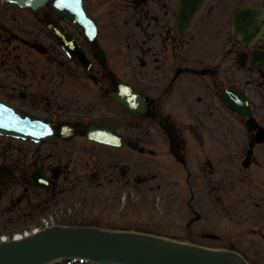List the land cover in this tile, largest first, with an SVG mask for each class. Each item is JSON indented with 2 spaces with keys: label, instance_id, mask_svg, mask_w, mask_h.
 <instances>
[{
  "label": "flooded vegetation",
  "instance_id": "af4514ba",
  "mask_svg": "<svg viewBox=\"0 0 264 264\" xmlns=\"http://www.w3.org/2000/svg\"><path fill=\"white\" fill-rule=\"evenodd\" d=\"M86 2L90 9L113 7L122 14L126 13L122 11L123 9H129L131 21L138 29L132 31V38L134 47L141 50L139 61L145 67V77L136 79L131 86L144 96L146 114L127 113L130 117L124 128L128 131L125 132L127 139L141 142L143 137L149 134L148 131L142 132L137 122L139 118L144 117L159 128L171 151L185 149L187 140L173 121V113L177 111L191 118L211 120L213 130L217 118L226 120L225 123L230 128L231 120L241 118L227 107L217 108V100L223 89L236 85L251 99L253 115L258 123L261 138L259 142H254L255 132L252 131L235 147L232 144L237 140L234 143L232 141L230 145L218 150L221 160H218L216 149L213 153L215 155L213 163L211 160L208 162L210 174L216 172V165L220 161L231 163L233 158L241 164L249 163L248 169L254 164L264 167V31L251 46L244 45L231 31V11L234 7L252 5L264 10V0H212L211 5L186 34L176 32L171 26L170 14L176 0H86ZM9 37L7 29L0 31V43L8 45ZM13 39L18 40L19 35L15 34ZM200 42L205 49L208 48V54L201 55ZM3 50L7 53L8 47H4ZM255 51L258 56L257 62L255 61L257 68L253 69L250 60ZM243 62L245 64L240 65ZM249 71L254 75L252 79L248 78ZM101 73L99 74L103 79L97 81L100 91L106 95L107 92L116 90L114 76L110 75V79L106 80L104 79L106 74ZM134 77H137V74ZM100 110L98 109L100 113L93 115L94 107H91L85 113L86 118L80 122L50 120L58 132L62 124L68 123L75 127V134H81L69 142L62 140L57 132L50 140V145L22 144L11 151H8L7 146L5 151L0 152V169L9 166L22 188L19 196L10 199L8 187L5 188L0 195V216L13 212L21 205L25 212L33 213L36 218L53 214L58 217L69 216L67 210L72 201L73 191L81 188L88 169L95 171L91 172L93 180L99 178L102 170L100 160L88 161L84 155L88 144L92 149L98 148L97 144L88 141L85 134L89 123L104 122V114ZM89 114L91 119L88 117ZM113 122L121 120L118 118ZM189 130L190 135L194 137L200 135L197 128L190 127ZM172 137L178 142L174 144ZM78 140L82 143L77 144ZM53 143L56 147L60 146L61 150L52 149ZM15 153L17 154L12 157L11 155ZM176 156L184 161L181 155ZM34 172L47 182L44 188L36 189L32 186L33 183L40 184L37 179L32 182L31 174Z\"/></svg>",
  "mask_w": 264,
  "mask_h": 264
},
{
  "label": "rangeland",
  "instance_id": "374dc122",
  "mask_svg": "<svg viewBox=\"0 0 264 264\" xmlns=\"http://www.w3.org/2000/svg\"><path fill=\"white\" fill-rule=\"evenodd\" d=\"M6 10L3 17L6 16L7 24L18 25L26 39L39 44L38 53L31 51L28 46L20 48V64L28 67L29 62L31 66H36V74L46 76L43 82L51 79L54 85V91L52 87H46L45 97L49 98L42 103H36L31 97L22 100L15 94L13 104L37 116L54 117V113H59L68 119H79L86 101L82 87L87 77L83 71L69 61L57 41L45 31L39 19L40 11L33 12L15 6H7ZM95 10L98 12L99 8ZM59 24L84 43L79 29L68 23ZM101 28L104 33L127 32L129 25L106 22L101 24ZM114 42L109 52L113 60H118V75L131 79L133 67L141 77L144 72L135 66L133 53L130 55L126 48L121 50L119 42ZM3 68H7V65ZM95 154L103 157L104 176L100 179L103 187L99 189L95 185L88 186V215L79 221L82 225L93 223L106 230L131 229L176 242L234 251L248 264H264V194H256L258 190L264 189L259 184L264 181V171H260V178L254 183L249 180L233 181L230 174L202 175L199 171L188 180L185 173L171 165L169 167L168 158L162 152H158L156 157L138 154L126 156L112 150H102ZM197 158L201 160L198 154ZM115 165H128L132 172L122 177L118 169L114 168ZM135 175H141L145 181L141 185H134ZM192 191L195 192L194 198ZM210 192H213V199ZM97 198L100 200L94 208L91 205ZM257 201L262 203L260 208L257 207ZM197 214L201 216L199 221L195 220ZM71 220L67 219V222ZM35 222L34 219H21L15 225H6L0 234L22 231ZM206 233L216 234L219 239L214 241L205 238ZM55 264L89 263L61 261Z\"/></svg>",
  "mask_w": 264,
  "mask_h": 264
},
{
  "label": "water",
  "instance_id": "95a60500",
  "mask_svg": "<svg viewBox=\"0 0 264 264\" xmlns=\"http://www.w3.org/2000/svg\"><path fill=\"white\" fill-rule=\"evenodd\" d=\"M9 1L35 9L46 0ZM50 7L88 32L93 39L96 28L82 0H53ZM182 15L191 17L193 13L183 10ZM47 29L57 35L69 55L88 69L90 63L76 42L60 27L50 24ZM130 93L129 89L121 87V91L112 96L126 108L134 110L136 103ZM93 128L97 130L95 140L116 142L113 126ZM0 131L38 139L52 133L48 125L16 113L3 102H0ZM62 258L86 259L102 264H236L219 253L183 247L146 235L89 228L54 227L23 241L0 244V264H48Z\"/></svg>",
  "mask_w": 264,
  "mask_h": 264
},
{
  "label": "bare ground",
  "instance_id": "6f19581e",
  "mask_svg": "<svg viewBox=\"0 0 264 264\" xmlns=\"http://www.w3.org/2000/svg\"><path fill=\"white\" fill-rule=\"evenodd\" d=\"M236 262H237L238 264H246V263L244 262V260H241V259L236 260Z\"/></svg>",
  "mask_w": 264,
  "mask_h": 264
}]
</instances>
